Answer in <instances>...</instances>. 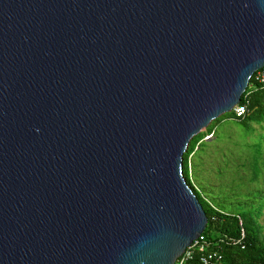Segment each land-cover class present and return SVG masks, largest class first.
<instances>
[{"label":"water","instance_id":"obj_1","mask_svg":"<svg viewBox=\"0 0 264 264\" xmlns=\"http://www.w3.org/2000/svg\"><path fill=\"white\" fill-rule=\"evenodd\" d=\"M261 69L264 0H0V264H176L184 156Z\"/></svg>","mask_w":264,"mask_h":264},{"label":"trees","instance_id":"obj_2","mask_svg":"<svg viewBox=\"0 0 264 264\" xmlns=\"http://www.w3.org/2000/svg\"><path fill=\"white\" fill-rule=\"evenodd\" d=\"M245 99H247L249 103L248 113L244 117H237L233 110L231 113H227L216 119L206 131L200 133L193 139L188 152L184 156L183 174L209 219L207 229L203 234L208 241L214 244L219 243L220 240L224 238L239 239L241 238L242 230L244 229L245 231L246 237L243 241L245 246L244 249L238 245L234 246L226 243H223L220 248L218 247L224 254L226 263L264 264V240L261 237V225L258 222L264 211V188L261 186L251 190L250 187L247 188L245 186L243 189L248 191L244 192L241 190L242 183H244L243 181L246 179H250L251 183L258 184L264 178V138L261 136L257 142H254L255 144L246 145L248 147L247 152H249L247 156L248 163L245 164L244 162L241 171L236 174L238 179L234 178L232 175L229 176L230 174H228V171H225V168L217 169L216 176L220 180L225 179L227 176V179L230 177L229 180H233L231 183L232 187L221 182L218 188L219 190L222 188L225 191L222 189L217 191L215 186L207 183L205 184L206 187H210L209 190L214 189L213 195L217 193L220 200L219 202L212 198V196L210 197V195L208 196L212 200L206 198L202 191L196 186L195 182L191 181L193 179L191 158L197 157L202 153L204 154V151L201 150V144L205 143L203 141L209 134H213V136L217 134L216 129L218 124L225 120L237 123L242 126L246 133V138L254 133V125H264V89L255 82V76L251 79L248 89L242 96L241 102L245 103ZM195 139L197 140L193 145ZM207 154H209V152L206 153V155ZM253 155L255 156L253 157ZM202 156L204 155L200 157L202 158ZM201 158H199V162L195 164L198 177L199 172L202 167H204V161H200ZM249 158L251 161L254 158L252 163L249 161ZM241 159H243V156H241ZM190 173L192 175L191 179L189 176ZM201 186V188H203L202 190L205 192L206 188H204L203 185ZM224 187H228L229 190ZM205 193L207 194V192ZM192 264H199V256L195 258Z\"/></svg>","mask_w":264,"mask_h":264},{"label":"rangeland","instance_id":"obj_3","mask_svg":"<svg viewBox=\"0 0 264 264\" xmlns=\"http://www.w3.org/2000/svg\"><path fill=\"white\" fill-rule=\"evenodd\" d=\"M253 128H254V133L250 135L248 138H246V133L244 132L242 126H240L237 123H233L229 120H225L224 122L218 124V127L216 129L217 134H215L214 136L213 134H209L208 136H206L205 140L203 141L205 143L201 144L202 146L201 150L204 151V154L202 153L199 154L197 157L191 158L192 159L191 170L193 174V179L191 181L195 182L196 186L202 191L204 196L209 200H212L210 198L212 196V198L216 199L217 202L220 201L217 193L216 195H213L214 189L209 190L210 187H206L205 186L206 183L215 186L216 187L215 189L217 191L219 190L218 187H220L221 182L225 183V185H229L230 187H232L231 183L233 180L230 181L229 180L230 177L227 179L228 176L225 179L220 180L216 176L217 169L225 168V171L226 172L228 171V174H230L229 176L232 175L234 178L238 179V176L236 174L241 171V167L243 166L244 162L245 164L248 163L247 156L249 155V152H247L248 147L246 145H251L254 142H257L259 140V137L261 136L264 138V125L263 126L254 125ZM196 140L197 139L194 140L193 145L196 143ZM208 152L209 154L206 155V153ZM201 155L204 156H202L201 158L200 157ZM241 156H243V159H241ZM254 156L255 155H253V157ZM199 158H201L200 161H204V167H202L201 171L199 172V177L201 179L198 177L195 170V164L199 162ZM253 160L254 158L252 159V161L249 158V161H251V163L253 162ZM189 176L191 179L192 178L191 173ZM250 181H251L250 179H246L245 181H243L244 183H242L241 190H243L244 192L248 191L243 189V187L245 186L247 188L250 187L251 190L261 186H263L264 188V178L258 184L251 183ZM201 185H203V187L206 188L205 192H207V194L204 192V190H202L203 188H201L202 187ZM226 189H228V187ZM208 195H210V197ZM258 222L261 225V229H260L262 231L261 237L264 240V211H263V215L259 218Z\"/></svg>","mask_w":264,"mask_h":264},{"label":"built area","instance_id":"obj_4","mask_svg":"<svg viewBox=\"0 0 264 264\" xmlns=\"http://www.w3.org/2000/svg\"><path fill=\"white\" fill-rule=\"evenodd\" d=\"M255 82L264 89V69L258 71L255 75ZM245 103L241 102L234 108V113L237 117H244L248 113V100ZM242 225V223H241ZM246 237L244 229L242 230L241 238L222 239L219 243H211L203 235L190 246L183 256H181L176 264H192L197 256H199V264H227L224 254L219 250L223 243L230 245H238L242 249L244 246V239ZM219 247V248H218ZM217 248V249H214Z\"/></svg>","mask_w":264,"mask_h":264}]
</instances>
